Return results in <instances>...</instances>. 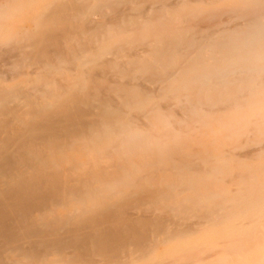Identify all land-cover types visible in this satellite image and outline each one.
<instances>
[{"label": "bare ground", "instance_id": "1", "mask_svg": "<svg viewBox=\"0 0 264 264\" xmlns=\"http://www.w3.org/2000/svg\"><path fill=\"white\" fill-rule=\"evenodd\" d=\"M39 1L0 0V264H264V0Z\"/></svg>", "mask_w": 264, "mask_h": 264}, {"label": "rangeland", "instance_id": "2", "mask_svg": "<svg viewBox=\"0 0 264 264\" xmlns=\"http://www.w3.org/2000/svg\"><path fill=\"white\" fill-rule=\"evenodd\" d=\"M52 0H40L39 2H38V6L40 7V8H42V9H46L48 6H50L51 5V2ZM189 1H192L191 3L193 4V5H195L196 4V0H189ZM161 3H165V4H168V8L170 7V6H173V5H175V3H176V0H159V1H157L156 3H152L153 4V6H155V7H157V9H159V7H160V5H162ZM232 5H233V3L230 1V2H224V1H219L218 3H216L214 6H212L211 8H210V10H208V11H211V12H214V13H216L217 14V16L216 17H213L212 18V20L210 21V23H208V25H207V22H201V24L203 25L201 28L203 29V30H207L208 32L210 31V32H212L213 34H211L208 38L209 39H213V37H215V35H214V33H216L218 30L219 31H222L223 29H230V28H234V27H237V23L238 24H240L241 23V21H242V19L241 18H238V17H233V16H231L229 13H228V11H230V9H231V7H232ZM145 6H147V3L146 2H142V1H139V2H137L134 6H130V9L129 8H127V6L126 5H122V4H120L119 5V7H125L126 8V11H129V12H131V13H134V12H136V10H137V7H145ZM222 9V10H221ZM220 10V11H219ZM73 12V14H75V16L77 17V19L79 20V21H84L85 19H86V16H85V14H83V13H80L78 10H73L72 11ZM226 18H225V17ZM97 17V16H96ZM228 19H230V20H228ZM224 20H226L225 22H224ZM237 22V23H236ZM236 23V24H235ZM211 24V25H210ZM235 24V25H234ZM207 25V26H206ZM214 25V26H213ZM213 30V31H212ZM0 46L1 47H5V43L4 42H0ZM65 57H69L70 59L68 60V66L69 67H71L72 69H75L76 67L78 68V66H79V58L78 57H76V56H73L72 54H70V53H65ZM76 57V58H75ZM108 57H109V59L110 60H112L113 62H115V61H119V58L117 57V55L116 54H109L108 55ZM75 58V59H74ZM6 61L7 62H5V60H3V59H0V71L1 72H3V75L4 76H8V70H10L11 69V64H10V62L12 61V59L11 58H9V59H6ZM4 62V63H3ZM7 63H9V64H7ZM116 67H118L119 68V66H116ZM120 67H122V66H120ZM7 69V70H6ZM5 73H7L6 75H5ZM51 73H52V75H57V72L56 71H51ZM99 73V74H98ZM98 73H96L95 74V78H96V80L99 82V83H101V84H103V86H109V87H113L114 86V84H115V80L114 79H112V76L110 75V73H108V71H106V72H104V73H102V72H98ZM108 73V74H107ZM143 73V70L142 69H139V68H136V69H134V70H132V72H131V74L132 75H134V76H140L141 74ZM137 77V78H138ZM138 82H140V84H143V85H146V86H149V87H151V89H152V91H156V89L158 88V86L160 85V82H158V81H153V82H147V81H145V80H137ZM90 93H92V94H90V96L91 97H94V98H98L99 100H100V102H101V106L103 107V108H106L107 106H108V103H106L105 101H103L104 100V97H105V94H104V91H103V89H101V88H99V87H95V88H93L92 90H91V92ZM85 107V106H84ZM179 175H177V177H178ZM179 178V177H178ZM202 183V180H198V185L199 184H201ZM187 194V191H185L184 193H183V196H185ZM146 207H150L151 209H152V205H154V202H146V204H144ZM134 209H130L129 211L131 212L132 211V213H134V214H137L138 213V210L137 209H135V212L133 211ZM140 214H141V212H140ZM159 213H158V211H151V216H153V218H154V216L156 215H158ZM115 220H112V224H113V226H112V224H109V222L111 223V220L110 221H108V224L109 225H111V227H109V225H107V222L105 223V224H102L104 227H109L110 228V230H111V228L112 227H114V224H116L115 222H114ZM119 222V223H118ZM117 223L118 224H116L117 225V227H116V225H115V227H114V231L113 230H111V231H113L112 233H111V231L109 232V231H106L105 229H104V227L102 226V229H103V231L104 232H108V233H111V237H110V235L107 237V240H106V245H108L107 244V242L108 243H110V242H112L113 243V245H112V247L113 246H117V245H121V246H124V248H126V249H124L123 247H120V249L118 250V249H115L114 247V249H112L111 247V249L112 250H115V252L117 251L118 253L117 254H119V256H121V257H123L124 259L125 258H127V255H128V251L129 250H132L133 248H134V246L132 245V243H130L127 239L125 240V237H123V240H121V238H122V236L123 235H125L124 233H122V231H121V229H123L121 226H119V224L121 223V225H123V223L121 222V220H119V221H117ZM107 225V226H106ZM118 226L120 227L118 230V232H116V228H118ZM108 228V229H109ZM62 229V230H61ZM61 229H59V231L60 232H63V228H61ZM107 229V230H108ZM129 230H131V228L129 229ZM134 229L132 228V231H133ZM121 231V237H119L120 236V234H119V232ZM114 232H116V234L118 233L119 235L117 236V235H114L113 233ZM124 232H125V230H124ZM135 232H137V229L135 230ZM127 234L126 235H129L128 233H130V235L129 236H132V234L131 233H134V232H131V231H128V232H126ZM109 237H110V240H108L109 239ZM200 237H202V238H204L202 235L201 236H197V238H196V240L193 242V245H195V246H198V247H202V248H206L205 246H207V247H212V245L207 241V240H202ZM200 238V239H199ZM198 239V240H197ZM203 241V243H202V241ZM110 241V242H109ZM122 242H124L126 245H124ZM197 244H196V243ZM112 243H110V244H112ZM121 243V244H120ZM200 243H201V245H200ZM210 244V245H209ZM1 245V244H0ZM23 245H27V243H24ZM108 246H111V245H108ZM126 246V247H125ZM5 246H0V249H1V251L3 250V248H4ZM6 248V247H5ZM4 248V249H5ZM124 249V252L123 251H121V250H123ZM167 249V248H166ZM165 248H164V251L166 250ZM70 250V248H68V249H66V251L68 252ZM0 251V254L2 253ZM4 251V250H3ZM7 251V252H6ZM120 251V252H119ZM10 250L8 251V248L7 249H5V253L3 252L2 253V255L1 256H4L6 259L5 260H9L10 261V259L8 258L9 256H10ZM36 252V254H37V252L38 251H35ZM166 252V251H165ZM39 253V252H38ZM8 254H9V256H8ZM173 253L171 252V253H169L168 254V258H170L169 256H171ZM7 255V256H6ZM167 257V256H166ZM264 260V259H263Z\"/></svg>", "mask_w": 264, "mask_h": 264}]
</instances>
